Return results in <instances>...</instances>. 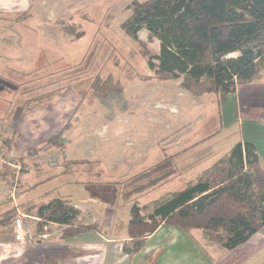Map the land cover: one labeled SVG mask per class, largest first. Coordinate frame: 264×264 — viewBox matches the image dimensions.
<instances>
[{
  "label": "rangeland",
  "instance_id": "rangeland-1",
  "mask_svg": "<svg viewBox=\"0 0 264 264\" xmlns=\"http://www.w3.org/2000/svg\"><path fill=\"white\" fill-rule=\"evenodd\" d=\"M12 1L2 2L5 8L0 10V14L4 16L0 18V174L4 173L5 169L9 171L5 167L13 170L9 173L7 171L5 177L0 176V216L12 206L22 205L31 198L44 196L52 189L55 190L56 186L61 188V184H57L56 180L40 181L46 173H51L49 167H55L58 158L53 150L60 146V134L59 137L50 136L44 143L34 141L28 136L26 141L28 147L33 146L27 150L22 138L18 139L20 114L33 105V102L50 104L61 99L63 95L68 97L65 100L69 105H66L68 112L65 117L59 118L57 114L51 116L53 125L56 124L55 117L58 119V125L62 123L69 125L76 113L81 112L80 114L85 115L87 109L92 107L98 108L100 115L110 109L112 112L106 113H115L117 116L120 110L128 108V118L112 122L110 130L115 133L121 126L126 125L130 137L135 140L138 100L147 94L169 97L175 88L173 80L146 79L152 71L141 45L121 28V24L130 15L127 5L131 0H37L40 4L35 5L37 9L35 6L33 8L35 17L31 24L22 19H11L17 14L25 16L33 13L32 9L26 11L20 8L19 3L18 8L13 9L16 5ZM58 20L66 24L79 25L77 30H84L85 35L75 40L74 36L64 34L57 23ZM1 21H5L4 24ZM139 39L152 53L159 52V40H149L146 30L139 32ZM123 102L128 103L127 107ZM80 106L84 109L78 112ZM212 109L211 106L209 119L197 125L196 129L201 135L197 140L192 138L193 141L196 140L192 152L185 151L176 155L178 159L193 158V162L173 160L175 168L170 179L144 194L141 198L142 203L181 188L210 164L209 159L201 161V158L213 152L223 153L238 140L240 129L238 127L233 131L223 129L217 111L214 112ZM44 123H38L39 127ZM142 124L147 127V134L150 131V134H153L154 131L164 130L163 125L160 130L156 126L155 129L152 124L144 122ZM92 125L91 129L96 123L93 122ZM130 126L131 129L128 128ZM203 134L210 137L200 141ZM123 138L126 137H114L111 141L121 146ZM17 142L20 144L17 145ZM185 143L177 147L178 150L185 148L187 142ZM129 182L121 185L123 197L134 185H130ZM35 214V210L28 214L23 212L14 222L0 225V255L17 252L18 250L11 251L14 244L17 247L16 242L18 244L23 242L24 247L42 239V235L49 232L48 239L56 238L59 228L52 224L44 227V234L37 232L38 219ZM28 227L31 231L26 234ZM19 232L21 236L17 237ZM205 240L208 245L216 247L218 245ZM9 243L11 245H7ZM67 257V254L61 252L56 245H49L48 248L46 246L29 249L26 259L21 256V262L41 264L42 258L44 261L48 259L49 264H52Z\"/></svg>",
  "mask_w": 264,
  "mask_h": 264
},
{
  "label": "crops",
  "instance_id": "crops-1",
  "mask_svg": "<svg viewBox=\"0 0 264 264\" xmlns=\"http://www.w3.org/2000/svg\"><path fill=\"white\" fill-rule=\"evenodd\" d=\"M2 2L6 0H0V10L5 8ZM12 2L16 5L13 9L18 8L17 3L26 11L32 9L33 13L25 14L23 19L20 18L31 24L35 17L33 8L40 3L37 0ZM20 15L17 14L11 19H17ZM2 17L4 18L0 14V18ZM1 22L4 24L5 21ZM173 82L175 88L169 97L147 94L138 100L135 140L130 137L126 125L121 126L115 133L110 130L112 122L128 118V108L120 110L117 116L115 113H106L112 112L110 109L100 115V110L92 107L87 109L85 115L80 114L81 112L76 113L69 125L65 123L58 125L57 117L54 119L56 124L53 125L51 116L57 114L59 118L65 117L68 112L66 111L68 104L65 102L68 97L63 95L61 99L59 98L60 101L55 100L50 104L33 102V105L21 112L18 139L22 138L27 146L26 150L33 146L28 147L26 142L28 136L34 141L44 143L50 136L60 134V146L58 149H52L58 158L55 167L46 165L51 173L41 176L40 181L56 180L57 184H61V188L56 186L55 190L52 189L49 193L54 195L56 192L55 195L69 199L81 210L83 222L96 223L100 230L63 239L61 232L66 226L49 223L59 228L56 238L48 239L49 232L42 235V239L24 247L23 242H20L22 245L16 242L17 247L14 244L11 251H18L0 255V264H22L21 256L26 259L29 249L46 246L48 248L49 245H56L68 256L67 259L52 264H264V227L246 243L228 250L220 245L217 247L208 245L201 230L198 233L195 230L187 233L180 227L162 225L146 238L140 252L130 255L124 249V244L129 241L127 231L132 202L122 196L121 185L135 174L163 162L167 157L172 162L178 159L176 155L179 153L192 152L193 143L201 135L196 129L197 125L209 119L211 106L214 112L217 111L223 129L232 131L236 127L240 129V136L233 144L240 139L252 142L256 147L259 162L264 167V73L253 82L239 83L235 92L228 95L208 93L195 96L180 87V80ZM123 103L127 107L128 103ZM81 107L78 108V112L84 109ZM41 122L46 124L40 125L39 129L38 123ZM93 122L96 126L91 129ZM142 122L152 124L155 129L158 127L160 130L163 125L164 130L154 131L153 134H150V131L147 134V127ZM120 136L126 137L123 138L121 146L113 144L111 139ZM209 137L203 134L200 141ZM192 138L196 140L193 141ZM185 142L187 146L178 150L177 147L185 145ZM230 148L223 153L213 152L201 158V161L206 159L210 161L202 172L221 159ZM165 151L172 154L169 155ZM178 160L193 162V158L187 157ZM47 194L31 198L29 202L47 200L49 198L46 197ZM153 200L141 203L146 204ZM18 236H21L20 232ZM40 261L41 264H49L48 259L44 261L41 258Z\"/></svg>",
  "mask_w": 264,
  "mask_h": 264
},
{
  "label": "trees",
  "instance_id": "trees-1",
  "mask_svg": "<svg viewBox=\"0 0 264 264\" xmlns=\"http://www.w3.org/2000/svg\"><path fill=\"white\" fill-rule=\"evenodd\" d=\"M127 9L130 15L121 28L141 45L152 71L146 79L180 80V87L195 96L228 95L239 83L253 82L264 73V0H131ZM57 23L75 40L85 35L77 24ZM142 30L149 40H159L158 53L139 39ZM5 168L9 171L5 169L1 177L13 171ZM174 168L167 157L128 180L134 184L124 196L132 202L129 241L124 244L130 255L140 252L146 238L162 225L187 233L201 230L204 239L228 250L264 227V167L252 142L240 139L181 188L142 204L140 198L167 182ZM50 195L47 200L12 206L1 214L0 225L35 210L39 234L49 223L66 226L63 239L100 230L96 223H84L81 210L69 199Z\"/></svg>",
  "mask_w": 264,
  "mask_h": 264
},
{
  "label": "built area",
  "instance_id": "built-area-1",
  "mask_svg": "<svg viewBox=\"0 0 264 264\" xmlns=\"http://www.w3.org/2000/svg\"><path fill=\"white\" fill-rule=\"evenodd\" d=\"M27 229H28V231H27L28 233L26 232V234H29V230H30L29 227ZM29 239H30V241L32 240L31 235H29Z\"/></svg>",
  "mask_w": 264,
  "mask_h": 264
}]
</instances>
